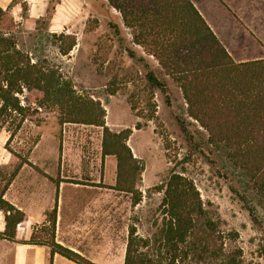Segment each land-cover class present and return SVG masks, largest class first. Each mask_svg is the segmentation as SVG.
<instances>
[{
	"label": "rangeland",
	"instance_id": "rangeland-1",
	"mask_svg": "<svg viewBox=\"0 0 264 264\" xmlns=\"http://www.w3.org/2000/svg\"><path fill=\"white\" fill-rule=\"evenodd\" d=\"M0 5L15 19L21 49L34 59H49L80 93L101 100L112 131L131 129L128 144L144 165L138 185L142 197L136 204L131 193L116 189L117 160L102 153V127L61 124L56 111L40 109L14 134L11 126H0V190L22 165L11 183L10 199L40 213L51 204V193L54 198L59 194L58 210L69 240L100 264H124L133 226L139 235L151 238L150 253L159 248L164 223L161 188L173 168L194 180L204 208L218 222L223 247L213 256L199 243L180 246L188 255L176 264H231L232 259L237 264H264V203L248 196L261 221L258 227L229 187H238L239 169L225 172L223 153L211 152L207 131L188 116L182 91L171 78L168 96L156 90L149 98L140 58L156 71L160 64L133 42V30L118 10L107 0H0ZM61 32L77 37L66 55L53 36ZM180 120L186 121L196 145L187 139ZM37 226L40 230L42 224Z\"/></svg>",
	"mask_w": 264,
	"mask_h": 264
},
{
	"label": "trees",
	"instance_id": "trees-1",
	"mask_svg": "<svg viewBox=\"0 0 264 264\" xmlns=\"http://www.w3.org/2000/svg\"><path fill=\"white\" fill-rule=\"evenodd\" d=\"M107 1L121 13L125 26L133 30V42L160 64L161 69L156 71L140 58L145 63L149 98L156 90L168 96V78L180 87L188 116L208 133L211 152L223 153L225 172L232 168L230 174H234L239 169L242 178L238 187L235 183L229 187L245 204L253 223L261 227L248 196L254 195L264 203V57L236 61L192 0ZM14 31V17L0 5V126H11L14 134L34 112L46 109L56 111L61 124L102 127V153L114 155L117 160L116 189L131 193L137 204L142 197L138 185L144 165L128 144L131 129L112 131L106 124L107 111L101 100L80 93L49 59H34L21 49ZM53 36L64 55L78 43L74 34L61 32ZM126 51L136 57L131 48ZM151 106L155 110V103ZM136 108L133 104L132 109ZM180 123L187 139L196 145L186 121ZM21 166L0 190V210L5 219L0 238L15 240L17 226L27 219L26 212L5 197ZM163 184L164 223L159 248L150 253L151 238L139 235L133 226L124 264H176L188 255L180 246L198 243L211 255L219 254L223 247L218 243V222L204 208L194 180L172 168ZM57 201L47 214L48 223H43L40 230L35 225L30 239L21 242L48 245L52 255L58 253L77 264H100L57 241ZM232 260L231 264H237Z\"/></svg>",
	"mask_w": 264,
	"mask_h": 264
},
{
	"label": "crops",
	"instance_id": "crops-1",
	"mask_svg": "<svg viewBox=\"0 0 264 264\" xmlns=\"http://www.w3.org/2000/svg\"><path fill=\"white\" fill-rule=\"evenodd\" d=\"M207 23L219 37L223 45L236 61H247L264 57V0H192ZM12 184L5 197L24 210L27 219L17 226L16 239L0 238V264H77L55 253L44 244L23 243L31 237L34 225L48 223V212L54 208L56 199L42 212L27 211L24 204L10 199ZM55 201V202H54ZM54 202V203H53ZM60 206V204H59ZM5 230L4 212L0 210V231ZM70 231L63 225L62 215L57 209L56 239L58 242L81 251L80 247L69 240Z\"/></svg>",
	"mask_w": 264,
	"mask_h": 264
}]
</instances>
